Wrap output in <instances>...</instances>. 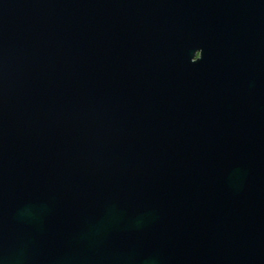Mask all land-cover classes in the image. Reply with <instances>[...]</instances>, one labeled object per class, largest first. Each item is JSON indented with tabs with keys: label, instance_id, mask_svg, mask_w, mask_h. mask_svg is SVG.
<instances>
[{
	"label": "water",
	"instance_id": "95a60500",
	"mask_svg": "<svg viewBox=\"0 0 264 264\" xmlns=\"http://www.w3.org/2000/svg\"><path fill=\"white\" fill-rule=\"evenodd\" d=\"M0 264H264V0H0Z\"/></svg>",
	"mask_w": 264,
	"mask_h": 264
}]
</instances>
